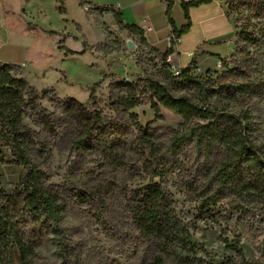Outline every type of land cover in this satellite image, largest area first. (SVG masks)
Returning <instances> with one entry per match:
<instances>
[{
	"label": "rangeland",
	"instance_id": "rangeland-1",
	"mask_svg": "<svg viewBox=\"0 0 264 264\" xmlns=\"http://www.w3.org/2000/svg\"><path fill=\"white\" fill-rule=\"evenodd\" d=\"M2 1L6 0H0V4ZM12 1L15 8L20 5V0ZM69 1L65 0L66 12H63L65 8L60 9L61 12L55 10L53 3L48 2L44 4L45 15L27 11L26 21L32 23L29 34L10 28V33H6L0 29V58L17 64L16 76L25 78L35 88L39 95L37 101L47 113L63 115L57 99L74 98L89 105L92 87L105 75L108 77L94 91L105 112L116 115L109 107V98L119 81L134 82L144 102L128 111L134 129L125 142L128 161L135 165L133 170L118 171L109 164L102 166L99 156L93 152L61 156L52 138L35 122L32 110L24 112L20 118L21 129L28 137L33 158L48 169V184L52 190L68 199L74 188L106 195L107 185L113 181L130 195L132 190L150 181V175L141 167L146 152L140 142L139 128L149 131L156 141H166L185 126L180 115L162 105L157 113L151 106L150 80L167 84L177 96H188L219 111L249 110L252 137L263 144L264 152V20H248L247 17L255 9L245 11V16L239 19L237 11L233 10V0H220L227 14L226 24L231 26L218 20L213 26L226 32L233 28L232 36L219 41L208 40L206 52L184 48L178 52L179 61L174 58L168 61L162 52L144 43L140 35L120 27L110 10L81 8ZM7 7L4 4V9L9 10V14L5 13V24L9 27L18 19ZM173 17L178 18L176 11ZM48 21L64 29L54 36L61 41L57 42L53 53L42 47L45 37L35 30ZM64 44L77 53L69 54L66 48H58ZM189 52L192 57H188ZM236 52L238 54L233 56ZM181 56L188 59L189 64L192 62L191 71L200 80L198 86L176 87L170 80L165 62L175 74L176 69L183 68ZM214 157L210 159L212 166L221 158ZM196 162L191 150L182 170L169 171L162 181L163 189L172 194L176 202V215L188 235L187 246L180 247L177 255L189 257L196 264H237L242 258H255L264 264V201L248 199V209L243 211L235 207L236 196L231 189L222 194L217 205L202 208L198 194L209 184L212 166L202 164L195 170ZM23 174L21 168L7 172L1 179L3 186L13 190L21 183ZM188 182L193 188H189ZM117 200L118 195H108L110 204ZM65 225L73 264H139L136 260H140V254L133 249L136 246L143 249L140 253L150 256L146 244L139 242L130 225L123 228L120 239L115 240L106 236L100 224L75 208L68 210ZM30 260L32 264H59L61 259L55 240L40 245Z\"/></svg>",
	"mask_w": 264,
	"mask_h": 264
},
{
	"label": "trees",
	"instance_id": "trees-1",
	"mask_svg": "<svg viewBox=\"0 0 264 264\" xmlns=\"http://www.w3.org/2000/svg\"><path fill=\"white\" fill-rule=\"evenodd\" d=\"M57 1L60 9L64 8V0ZM167 1L170 2L166 10L168 22L175 37L180 39L191 27L189 8L211 0H182L188 23L179 29L172 17L171 0ZM249 9H255V12L248 14V20H264V0H233V10L237 11L239 19ZM112 12L120 27L137 33L147 43L141 31L123 22L119 11ZM242 32L248 34L246 30ZM66 51L77 53L69 48ZM174 52V48H169L162 55L167 60ZM191 63L175 75L171 65L165 62L170 80L176 87L200 84L191 71ZM16 68L17 64L0 62V264H32L30 258L35 250L51 239L58 246L59 264H73L65 225L66 214L72 208L100 224L106 236L115 240L120 239L122 229L130 225L150 253L147 256L140 253L141 247L133 248L140 254L136 263L196 264L189 257L177 255L180 247L187 246L188 235L176 215L172 194L162 186L169 171L182 170L191 150L197 159L195 170L202 164L211 165L212 157L221 156L209 168V184L198 194L202 208L217 205L222 194L231 189L236 196L235 207H241L243 211L248 209V199L264 201L263 144L252 137L253 122L249 110L241 113L219 111L188 96H177L167 84L157 80H150L151 106L157 113L162 105L180 115L185 126L173 132L166 141H156L149 131L139 128L140 142L146 152L141 167L150 175V181L132 190L130 195L113 181L108 183L106 195L79 188L71 191L70 199L60 195L49 187L48 169L31 154L28 137L20 126L22 114L32 110L35 122L52 138L61 156L93 152L99 156L102 166L109 164L118 171L133 170L135 165L128 161L125 142L134 129L128 111L144 99L134 82L119 81L109 98V107L116 115L105 112L100 107L101 100L94 95L96 87L108 77L105 75L92 87L89 105L74 98L57 99V106L63 113L59 116L40 107L35 88L25 78L16 76ZM18 168L24 170L21 183L13 190H7L1 179ZM187 185L193 188L190 182ZM113 193L118 195V200L110 204L108 195ZM237 264L262 263L255 258H242Z\"/></svg>",
	"mask_w": 264,
	"mask_h": 264
},
{
	"label": "crops",
	"instance_id": "crops-1",
	"mask_svg": "<svg viewBox=\"0 0 264 264\" xmlns=\"http://www.w3.org/2000/svg\"><path fill=\"white\" fill-rule=\"evenodd\" d=\"M181 1L182 0H171L172 17L173 11L178 13V18L173 17L178 29L188 23L181 6ZM45 2L53 3L55 10L61 12L59 7L60 4L57 0H20V5L17 8L12 6V0H6L4 3L2 1L0 4V29L5 30L6 33H10V29H12L29 34V31L32 30L29 29V24L32 23L27 22L25 17L28 12L31 14H33V12H39V14L45 15ZM69 2H73L75 6L81 8L82 6H89L94 9L110 8L111 12L112 10L119 11L122 14L123 22L134 25L138 31H141L149 46L161 52H166L168 50L167 39L172 34L173 30L168 22L166 14V10L170 4L167 0H70ZM4 4L8 5L7 8L12 10L14 13L13 16L18 19L17 23L13 22L9 27L5 24V13L8 12L9 14V10L6 11L4 9ZM66 10L67 8H65L63 12H66ZM189 12L191 17V27L180 38V43L177 49L171 54V57L174 58V60L176 59L179 61L178 52L180 53L184 48L191 52H193V50L206 52L205 43L208 40L219 41L222 40V38L232 36L233 34V28L226 32V30H220L213 26L216 23V20L226 24L225 17H227V14L223 9L220 0H211L209 2L201 3L198 6H192L189 8ZM145 25L152 27V30L145 28ZM230 26L228 25L229 28ZM38 27L39 28L35 30L45 37L44 45L42 47L46 49V52H55V49L57 48L56 44L61 40L57 41L54 39V36L60 35L64 30L63 27H58L49 21L47 23H41ZM58 46V48L66 47L70 49V47L65 44ZM180 60L182 62L181 67H185L189 64V60H185L182 56ZM0 62L10 63L3 61L1 58Z\"/></svg>",
	"mask_w": 264,
	"mask_h": 264
},
{
	"label": "built area",
	"instance_id": "built-area-1",
	"mask_svg": "<svg viewBox=\"0 0 264 264\" xmlns=\"http://www.w3.org/2000/svg\"><path fill=\"white\" fill-rule=\"evenodd\" d=\"M145 28H147L148 30H152V27H150V26H148V25H145ZM167 41H168V49H169V48H174V49L176 50L177 47H178V45H179V43H180V39H177V38L175 37V35L173 34V32H172V34L168 37ZM175 42H176V43H175ZM192 56H193L192 53L189 52V53H188V57H192ZM167 59H168V61H171V60H172L171 55H169ZM180 70H181L180 68L176 69V70H175V75L180 74ZM127 81H129V80H127ZM127 81H124V82H127Z\"/></svg>",
	"mask_w": 264,
	"mask_h": 264
},
{
	"label": "water",
	"instance_id": "water-1",
	"mask_svg": "<svg viewBox=\"0 0 264 264\" xmlns=\"http://www.w3.org/2000/svg\"><path fill=\"white\" fill-rule=\"evenodd\" d=\"M130 45H131V46H133V44H132V43H130Z\"/></svg>",
	"mask_w": 264,
	"mask_h": 264
}]
</instances>
